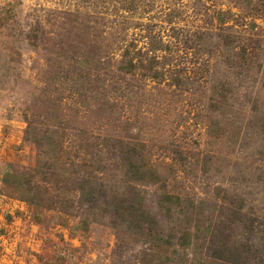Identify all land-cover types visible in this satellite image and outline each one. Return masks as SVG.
Segmentation results:
<instances>
[{
	"label": "rangeland",
	"instance_id": "rangeland-1",
	"mask_svg": "<svg viewBox=\"0 0 264 264\" xmlns=\"http://www.w3.org/2000/svg\"><path fill=\"white\" fill-rule=\"evenodd\" d=\"M0 264H264V0H0Z\"/></svg>",
	"mask_w": 264,
	"mask_h": 264
}]
</instances>
